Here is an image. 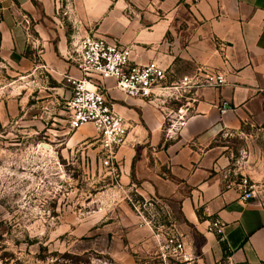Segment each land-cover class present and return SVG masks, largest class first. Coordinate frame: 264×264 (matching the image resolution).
Returning a JSON list of instances; mask_svg holds the SVG:
<instances>
[{"label": "crops", "instance_id": "0c3cea01", "mask_svg": "<svg viewBox=\"0 0 264 264\" xmlns=\"http://www.w3.org/2000/svg\"><path fill=\"white\" fill-rule=\"evenodd\" d=\"M87 36L129 47L135 65L156 62L168 82L198 72L224 76L220 89L190 90L159 105L129 100L105 83L128 127L115 156L117 188L169 206L191 257L185 264H264V197L240 200L215 145L264 118V0H0V61L21 81L51 82L53 97L69 98L64 77H79L71 44ZM123 210L127 220L119 215L117 223L129 247L152 241ZM215 218L225 226L222 241L205 231Z\"/></svg>", "mask_w": 264, "mask_h": 264}, {"label": "rangeland", "instance_id": "374dc122", "mask_svg": "<svg viewBox=\"0 0 264 264\" xmlns=\"http://www.w3.org/2000/svg\"><path fill=\"white\" fill-rule=\"evenodd\" d=\"M17 74L0 61V264H181L158 259L154 239L129 247L117 223L119 215L127 220L128 192L117 188V167L103 169L98 146L85 141L93 128L71 142L68 95L53 97L51 82ZM96 88L111 103L106 85ZM215 145L227 160L225 181L237 185L245 176L256 199L264 197V118Z\"/></svg>", "mask_w": 264, "mask_h": 264}, {"label": "built area", "instance_id": "2783aa9c", "mask_svg": "<svg viewBox=\"0 0 264 264\" xmlns=\"http://www.w3.org/2000/svg\"><path fill=\"white\" fill-rule=\"evenodd\" d=\"M28 26L29 23L25 22ZM69 59L74 63L79 77L65 76L70 88V95L65 103L66 127L69 132H76L90 125L95 137L85 138L99 148V164L110 171L117 167L116 153L125 144L128 127L126 120L113 110L104 94L97 88V83H114V88L129 100H141L150 105L178 101L190 90L200 88L220 89L226 85L225 78L217 72L197 73L179 80L168 82L167 73L156 62L135 65L129 47L120 46L106 38L87 36L71 44ZM225 110L222 109V112ZM183 121L171 125L167 138L179 133ZM118 169V167H117ZM241 201L256 198V186L245 176L236 185ZM127 202L132 215L158 242L159 256L162 262L167 258L181 264L191 261L186 254L183 236L174 220L169 206L156 199H138L133 192L128 193ZM224 224L218 218L207 222L205 231L223 240ZM220 264V263H219Z\"/></svg>", "mask_w": 264, "mask_h": 264}, {"label": "trees", "instance_id": "16d2710c", "mask_svg": "<svg viewBox=\"0 0 264 264\" xmlns=\"http://www.w3.org/2000/svg\"><path fill=\"white\" fill-rule=\"evenodd\" d=\"M224 249V248H223Z\"/></svg>", "mask_w": 264, "mask_h": 264}]
</instances>
